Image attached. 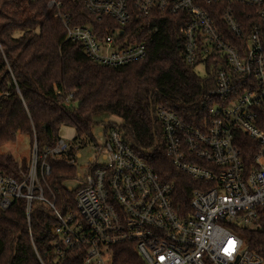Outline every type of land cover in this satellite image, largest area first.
<instances>
[{
    "label": "built area",
    "instance_id": "obj_1",
    "mask_svg": "<svg viewBox=\"0 0 264 264\" xmlns=\"http://www.w3.org/2000/svg\"><path fill=\"white\" fill-rule=\"evenodd\" d=\"M80 1L98 20L118 26L99 38L92 26H75L62 2H49L66 41L80 44L90 60L119 68L145 59L146 46L130 42L120 28L134 17L168 14L185 22V63L215 69L212 96L221 103L210 109L206 127L188 125L165 107L155 111L167 157L198 184L188 212L176 204L172 184L162 181L118 130L105 129L108 118L98 142L59 138L42 153L35 142L27 173L16 179L0 172V209L23 199L30 224L34 202L48 208L57 260L77 253L82 264H120L116 252L134 245L140 263L124 257L133 264H264L241 237L245 230H260L264 215V0ZM65 104L73 105L72 95ZM238 132L253 141L245 152ZM88 145L95 158L84 167L79 159ZM48 158L76 168V186L66 184L75 191L74 211L63 213L45 196Z\"/></svg>",
    "mask_w": 264,
    "mask_h": 264
},
{
    "label": "trees",
    "instance_id": "obj_2",
    "mask_svg": "<svg viewBox=\"0 0 264 264\" xmlns=\"http://www.w3.org/2000/svg\"><path fill=\"white\" fill-rule=\"evenodd\" d=\"M51 0H0V147L14 143L19 134L29 137L38 151L54 147L63 126L73 127L83 143L95 141V127L108 117L105 129H116L130 146L156 172L162 181L172 184L173 197L187 211L197 182L176 169L166 155L161 125L155 111L165 107L186 124L208 125L210 109L221 103L212 96L216 89L215 69H206V77L185 63L179 16L154 14L134 17L121 27L132 43H143L147 57L124 67L113 68L90 60L80 44L66 41V30L50 9ZM62 2V10L71 15L75 26L90 25L96 36L104 38L118 26L108 18L98 20L80 0ZM123 37V36H122ZM72 95V106L65 100ZM242 151L252 144L238 132ZM51 173L45 178V196L63 213L75 210V191L66 184L74 179L76 168L47 159ZM29 164L19 163L12 154L0 155V172L20 179ZM23 199L14 201L6 211L0 209V264H82V256L68 254L56 259L53 254L51 226L53 213L34 202L30 224ZM246 246L264 262V215L260 230H245ZM120 264L139 261L134 245L116 252Z\"/></svg>",
    "mask_w": 264,
    "mask_h": 264
},
{
    "label": "rangeland",
    "instance_id": "obj_3",
    "mask_svg": "<svg viewBox=\"0 0 264 264\" xmlns=\"http://www.w3.org/2000/svg\"><path fill=\"white\" fill-rule=\"evenodd\" d=\"M196 73L200 76H203L205 74V71L201 68H196ZM108 121L109 123L114 122L117 124H120L121 122L119 118L113 116L108 117ZM102 130V124L95 127L93 131L95 141L98 142L99 135ZM76 136L77 135L75 129L70 126H63L59 131V138L67 142L73 141ZM32 149L33 148L31 147L29 137L26 135L19 134L14 143H9L0 147V155L12 154L19 163L23 162L24 164H29L32 156ZM93 158H95V149L91 145H88L87 147H85V149L81 151V158L79 159V162L85 167V165H87V163H89V161ZM80 172H83V170L81 169ZM69 185L76 186V183L72 182L69 183L67 186Z\"/></svg>",
    "mask_w": 264,
    "mask_h": 264
}]
</instances>
